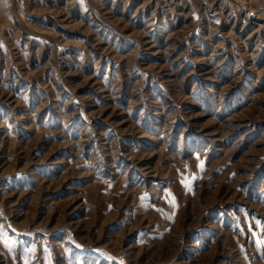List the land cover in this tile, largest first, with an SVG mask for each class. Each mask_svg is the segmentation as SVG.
Here are the masks:
<instances>
[{
    "label": "rangeland",
    "instance_id": "1",
    "mask_svg": "<svg viewBox=\"0 0 264 264\" xmlns=\"http://www.w3.org/2000/svg\"><path fill=\"white\" fill-rule=\"evenodd\" d=\"M0 264H264V0H0Z\"/></svg>",
    "mask_w": 264,
    "mask_h": 264
}]
</instances>
